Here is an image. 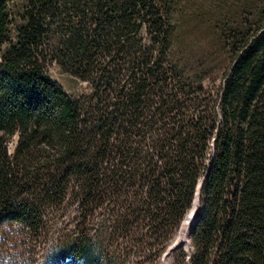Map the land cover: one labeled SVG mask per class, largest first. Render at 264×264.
<instances>
[{
  "label": "trees",
  "instance_id": "obj_1",
  "mask_svg": "<svg viewBox=\"0 0 264 264\" xmlns=\"http://www.w3.org/2000/svg\"><path fill=\"white\" fill-rule=\"evenodd\" d=\"M199 189L178 264H264V0H0V253L158 264Z\"/></svg>",
  "mask_w": 264,
  "mask_h": 264
},
{
  "label": "rangeland",
  "instance_id": "obj_2",
  "mask_svg": "<svg viewBox=\"0 0 264 264\" xmlns=\"http://www.w3.org/2000/svg\"><path fill=\"white\" fill-rule=\"evenodd\" d=\"M211 1L212 0H195L197 5H200V7H202V9H204V6L209 5L211 3ZM52 74L60 83H62L64 85V87L66 88V90L69 93L76 95V94L88 92V89L86 88L85 85H83V84L77 85L71 78L63 77L57 70L53 69ZM183 224H184V222L182 223L180 229L175 233V235H174L173 239L170 241V244L168 245V247L172 244L173 241H175L179 237V234L182 230ZM14 228H16V227H13V229ZM8 230L10 231L11 228H8L7 231ZM15 232L18 233V231H15ZM19 237H21V236L16 235V237H14V236L10 235L8 237L7 236L4 237V238H9V239H4L2 237V239L5 240V241H3L4 244H3L2 249L5 251L8 250L7 247H12V245H13V242L11 241V239H13V240L21 239ZM187 239H188L187 244L185 246H183L184 249H188L190 247V241H191L190 234H189ZM52 243H53L52 241H48L46 243L45 242L37 243L36 244L37 245V248H36L37 252L34 253V255L31 257L16 255L15 252H17V250H15V249L8 250L9 255L3 254V252H1L0 253V264H49L47 262L48 253H49L48 249H49V246L52 245ZM176 250H178V249H176ZM175 251L170 255L166 264H178L179 259L173 256ZM163 256L160 257V259L158 260V264H165L164 260H163ZM65 264H79V263L67 260L65 262Z\"/></svg>",
  "mask_w": 264,
  "mask_h": 264
},
{
  "label": "bare ground",
  "instance_id": "obj_3",
  "mask_svg": "<svg viewBox=\"0 0 264 264\" xmlns=\"http://www.w3.org/2000/svg\"><path fill=\"white\" fill-rule=\"evenodd\" d=\"M198 209H199V201L196 202L194 207L189 212L187 218L185 219L182 230L179 234V237L175 241H173L172 244L170 245V246H172V248H174V249L180 248V246H185L187 244V241H188L187 238L190 234V227L193 223V220L195 218V214H196Z\"/></svg>",
  "mask_w": 264,
  "mask_h": 264
},
{
  "label": "water",
  "instance_id": "obj_4",
  "mask_svg": "<svg viewBox=\"0 0 264 264\" xmlns=\"http://www.w3.org/2000/svg\"><path fill=\"white\" fill-rule=\"evenodd\" d=\"M199 188H200V187H199ZM197 201L200 202V189L198 190L197 197H196V200H195V202H194V205L196 204ZM193 207H194V206H193ZM197 212H198V210H197ZM197 212H196V213H197ZM195 215H196V214H195ZM180 247H182V246H180ZM176 249H178V248H176ZM176 249L172 248V246H169V247H168V249H167V251H166V253L164 254V257H163V260H164L165 263L167 262V260H168V258L170 257V255H171Z\"/></svg>",
  "mask_w": 264,
  "mask_h": 264
}]
</instances>
